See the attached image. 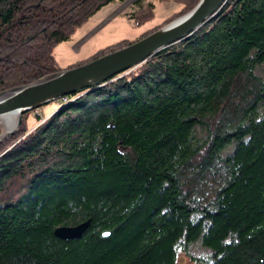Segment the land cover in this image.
<instances>
[{
  "label": "trees",
  "instance_id": "obj_1",
  "mask_svg": "<svg viewBox=\"0 0 264 264\" xmlns=\"http://www.w3.org/2000/svg\"><path fill=\"white\" fill-rule=\"evenodd\" d=\"M114 1L0 0V92L198 2L60 67L55 46ZM136 3L140 26L154 4ZM63 99L0 143V264H264V0H226L187 38ZM88 219L78 240L54 234ZM195 241L208 254H190Z\"/></svg>",
  "mask_w": 264,
  "mask_h": 264
},
{
  "label": "water",
  "instance_id": "obj_2",
  "mask_svg": "<svg viewBox=\"0 0 264 264\" xmlns=\"http://www.w3.org/2000/svg\"><path fill=\"white\" fill-rule=\"evenodd\" d=\"M225 1L198 0L183 15L128 45L83 64L61 69L35 82L1 91L0 118L6 121L12 119L13 122L0 139L17 131L23 114L84 89L97 87L118 74L136 68L167 46L187 38L208 21ZM89 225L88 219L76 225L58 226L54 234L65 241L78 240Z\"/></svg>",
  "mask_w": 264,
  "mask_h": 264
},
{
  "label": "rangeland",
  "instance_id": "obj_3",
  "mask_svg": "<svg viewBox=\"0 0 264 264\" xmlns=\"http://www.w3.org/2000/svg\"><path fill=\"white\" fill-rule=\"evenodd\" d=\"M142 2L143 4H147L148 2L154 4V16L140 26H133V20H130L128 17L129 14L137 11L136 0H116L102 7L77 29L69 41L55 46L53 54L58 65L60 67H66L77 60L93 54L106 45L116 43L122 39H135L144 31L162 24V22L172 14L179 13L183 7L181 3L174 0H142ZM184 13L178 15L176 18ZM172 20L161 26L170 23ZM63 98L54 100L40 108L30 111L26 126L32 130L42 123L52 112L60 107L64 100H66ZM10 125L11 121L9 122L0 118V135L4 134L9 129ZM21 125L17 131L20 129ZM17 131L12 135L2 137L0 143L6 141ZM189 251L193 256L206 255L209 252L199 241L191 243L189 245ZM176 264L194 263L190 262L188 256L181 254Z\"/></svg>",
  "mask_w": 264,
  "mask_h": 264
},
{
  "label": "bare ground",
  "instance_id": "obj_4",
  "mask_svg": "<svg viewBox=\"0 0 264 264\" xmlns=\"http://www.w3.org/2000/svg\"><path fill=\"white\" fill-rule=\"evenodd\" d=\"M10 120H11V123H12V122H13V120H12V119H10ZM10 120H9V121H10Z\"/></svg>",
  "mask_w": 264,
  "mask_h": 264
}]
</instances>
